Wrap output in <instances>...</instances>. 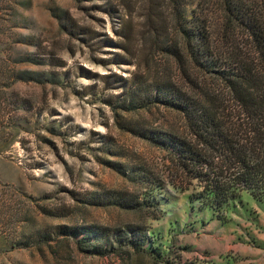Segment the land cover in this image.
<instances>
[{
  "label": "rangeland",
  "instance_id": "1",
  "mask_svg": "<svg viewBox=\"0 0 264 264\" xmlns=\"http://www.w3.org/2000/svg\"><path fill=\"white\" fill-rule=\"evenodd\" d=\"M191 1L186 8L206 21L213 54L246 47L239 35L224 44L219 13ZM251 1L264 23V0ZM148 3L0 0V264H264V199L243 193L224 208L223 222L201 210L189 201L197 181L163 147L124 129L131 119L188 139L182 116L155 105L122 111L106 101L120 89L93 76L148 78L163 67L181 81L153 43ZM168 4L159 0L157 12L179 44L182 19ZM122 28L131 34L125 45ZM189 65L224 95L216 76ZM132 235L143 249L117 242Z\"/></svg>",
  "mask_w": 264,
  "mask_h": 264
},
{
  "label": "trees",
  "instance_id": "2",
  "mask_svg": "<svg viewBox=\"0 0 264 264\" xmlns=\"http://www.w3.org/2000/svg\"><path fill=\"white\" fill-rule=\"evenodd\" d=\"M148 1L146 18L150 21L153 43L173 60L181 81L171 79L163 67L155 68L148 78L139 71L128 77L96 73L93 76L106 88L120 89L119 94L110 95L106 101L120 102L122 111L134 112L155 105L168 107L182 116L188 128V139L151 129L131 119L124 129L167 150L184 177L189 182L197 181L199 191L191 194L189 201L198 200L201 210L210 209L223 222L226 219L224 208L240 200L243 193L257 200L264 199V23L253 10L251 0H199L213 6V13H219L218 35L224 44L231 45L238 35L245 40L246 47L226 51L222 57L212 53L206 21L200 20L193 9L186 8L191 0L183 5L181 0H169L174 16L182 19L179 28L183 40L179 44L168 37L167 24L157 12L159 0ZM65 20L74 26L72 21ZM74 30L72 27L70 32ZM118 33L125 45L130 32L122 28ZM122 49L128 53L125 46ZM189 62L196 69L216 76L224 89L221 98L214 95L204 80L192 76ZM148 63L146 60L143 65L150 71ZM60 65L64 66L63 61ZM187 87L199 92L190 93ZM92 88L94 85L88 86L89 90ZM112 165L120 169L115 163ZM117 201L123 207L132 204ZM135 231L138 232V228L128 226L126 233ZM119 237L117 242H127L135 250L142 248L141 241L134 240L136 235L124 240Z\"/></svg>",
  "mask_w": 264,
  "mask_h": 264
}]
</instances>
